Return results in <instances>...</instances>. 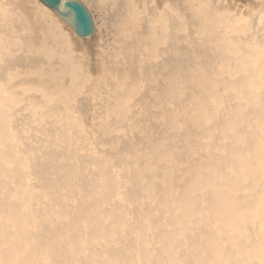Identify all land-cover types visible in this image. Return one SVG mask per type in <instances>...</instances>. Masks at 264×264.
<instances>
[{
	"label": "bare ground",
	"instance_id": "obj_1",
	"mask_svg": "<svg viewBox=\"0 0 264 264\" xmlns=\"http://www.w3.org/2000/svg\"><path fill=\"white\" fill-rule=\"evenodd\" d=\"M81 1L0 0V264H264V0Z\"/></svg>",
	"mask_w": 264,
	"mask_h": 264
},
{
	"label": "water",
	"instance_id": "obj_2",
	"mask_svg": "<svg viewBox=\"0 0 264 264\" xmlns=\"http://www.w3.org/2000/svg\"><path fill=\"white\" fill-rule=\"evenodd\" d=\"M45 5L61 12L62 18L74 26L81 37H90L94 33V23L86 5L79 0L65 2L64 11L60 10L62 0H41Z\"/></svg>",
	"mask_w": 264,
	"mask_h": 264
},
{
	"label": "rangeland",
	"instance_id": "obj_3",
	"mask_svg": "<svg viewBox=\"0 0 264 264\" xmlns=\"http://www.w3.org/2000/svg\"><path fill=\"white\" fill-rule=\"evenodd\" d=\"M79 1H81V0H79ZM82 2V1H81ZM87 7V6H86ZM88 9V8H87ZM89 11V10H88ZM91 13V17H92V19H93V17H95V18H97V22L100 24V22L101 21H99L100 19H98V16H99V14L97 15V12L96 11H91L90 12ZM93 13V14H92ZM94 15V16H93ZM99 36H95V37H93V39H92V41H86V43H89V44H93V46H94V48H97V46H98V44H99V38H98ZM78 52L82 55V59H83V63H85V53H84V51L82 50V48H79L78 49ZM88 57V56H87ZM76 103H75V105H73V106H76L77 105V103H78V99H76V101H75ZM88 115H89V113H88ZM87 117V116H86Z\"/></svg>",
	"mask_w": 264,
	"mask_h": 264
}]
</instances>
